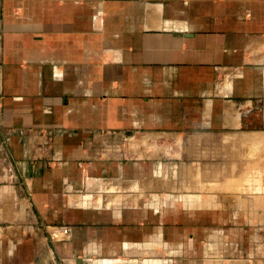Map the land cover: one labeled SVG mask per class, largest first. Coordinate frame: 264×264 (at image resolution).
<instances>
[{"label":"crops","instance_id":"0c3cea01","mask_svg":"<svg viewBox=\"0 0 264 264\" xmlns=\"http://www.w3.org/2000/svg\"><path fill=\"white\" fill-rule=\"evenodd\" d=\"M254 106H264V0H0V131L16 167L9 177L0 161V223L66 264H229L217 257L228 244L253 262L244 212L218 200L120 205L127 194L96 207L73 197L94 134L217 138L264 122ZM40 130L54 132L50 147ZM164 165L115 159L87 171L153 186ZM52 226L68 237L51 239Z\"/></svg>","mask_w":264,"mask_h":264},{"label":"rangeland","instance_id":"374dc122","mask_svg":"<svg viewBox=\"0 0 264 264\" xmlns=\"http://www.w3.org/2000/svg\"><path fill=\"white\" fill-rule=\"evenodd\" d=\"M252 112L256 113L257 117L264 118V106L261 108L254 106ZM229 131L232 133L225 136L219 134L217 138H198L190 141L182 139L181 142H179L180 139L158 140L159 138H153L147 134L117 138L112 146L107 143L105 148L98 147L89 160H81L80 164L83 163L84 167L80 165V168L85 174L86 185L80 194L74 196L71 191L70 196L73 195L77 201H82L89 196L95 201L103 194L119 198L127 194L134 196L137 192L129 193L128 191H132L133 188H128V185L138 182L143 185L140 188L142 190L140 193L143 195L140 205L158 207L161 201L164 203L165 200L173 197L180 201L182 199L184 201V198L191 200L193 197L194 199L198 198V202H204L210 196H214L215 199H212L213 201L218 200L219 206L225 204L244 212L241 214L240 222L246 225L243 227L250 232L247 235V239H249L247 245L251 247L250 255L253 262H246L243 248L239 244H228L224 249L221 248L217 257L229 264H264V188L257 190L259 184L264 187V176L261 177L264 175L262 174L264 172V122L256 121V123H251L249 128L240 126ZM243 135H253L252 155L244 149L243 153H236L235 149L243 148L240 138ZM256 135L260 137L254 139ZM247 154L249 155L247 156ZM143 158H156L165 164L164 168L152 179L153 181L158 179L162 184L165 182L167 184L165 188H162L163 185L150 186L146 180H131V176L127 175L123 178L121 186H115L114 183L103 180V178L95 180V182L93 179L97 178L90 176L87 171L88 166H92L94 162H108L115 161V159L125 162ZM234 163L241 165L242 171L247 173L246 178L256 181H249L246 186L240 188H227V184H223L226 181L222 177L227 173L226 170H229L227 167ZM206 168L209 169L205 170ZM196 177L198 178L197 183L194 181ZM125 179L130 181H125ZM258 182L260 183L258 184ZM215 183L219 185L216 186ZM256 183L257 186L254 185ZM168 184L170 187L172 186L170 189ZM168 190L172 191V194L167 193ZM203 202L201 205H204ZM120 203V205L124 204V202ZM13 223V221L0 223V264H35L37 258H44V260L52 258L59 264H66L64 259L57 261L49 249L42 252L34 247L29 248L31 242L34 244L35 240L19 234L18 228ZM60 227L64 226L49 227L48 234L51 239L63 240L68 237V234L63 231L64 228Z\"/></svg>","mask_w":264,"mask_h":264},{"label":"bare ground","instance_id":"6f19581e","mask_svg":"<svg viewBox=\"0 0 264 264\" xmlns=\"http://www.w3.org/2000/svg\"><path fill=\"white\" fill-rule=\"evenodd\" d=\"M252 136L253 135H243L242 137H240L241 138V142H242V146H243V148H240L241 150H238V149H235L237 152V154H241V153H243L244 152V150H246V151H248L247 153H251V148H253V145H252ZM257 137H260V136H255L254 137V139L255 138H257ZM143 142V141H142ZM228 144V143H227ZM226 144V145H227ZM138 145V144H137ZM228 146V145H227ZM241 146V145H240ZM141 148V147H140ZM233 148V147H232ZM244 149V150H243ZM234 151V150H233ZM258 151V150H257ZM256 151V152H257ZM255 152V151H254ZM254 152H253V154H254ZM249 154H247V156L249 155ZM256 154V153H255ZM257 154H259V152H257ZM251 155H252V153H251ZM227 169H229V170H226V174H225V176L224 177H222V179L224 180V181H226L225 183H223V184H227V188L228 187H233V188H240V187H244V186H246L247 185V183L249 182V181H253L254 179H251V178H246V175H247V173H245L244 171H242V167H241V165H239V164H233V165H229L228 167H227ZM249 173V172H248ZM250 174V173H249ZM262 174H264V172L262 173ZM176 176H177V174H176ZM219 176V175H218ZM218 176H217V178H218ZM264 175H262L261 177H263ZM178 179V178H177ZM257 179V178H256ZM254 181H256V180H254ZM260 182H261V180H259ZM159 181H158V179L157 180H155V183H153V186H157L159 183H158ZM260 182H258V184L260 183ZM141 183L140 182H138V183H133V191H135V190H138V192L139 193H136L137 195H134V196H132L131 194L129 195V196H126V197H124L125 199H124V205H130V204H136V205H140V202H141V200L143 199V195L140 193V191H142V190H140V188L143 186V185H140ZM257 183L256 184H254V185H258ZM217 185H219V184H217ZM250 186V185H249ZM255 186V187H256ZM263 188L264 187H262V186H260V184H259V186L257 187V190L259 189V190H263ZM96 198V197H95ZM213 197L212 196H210L207 200H205L204 202H203V204H205V206H207L208 204H210V202H212L213 201V199H212ZM97 199V198H96ZM197 199L198 198H196V199H194L193 197H192V199L191 200H189V199H186V198H184V200L185 201H187V202H190L191 204H197L196 206H199V205H201L202 204V202H198L197 201ZM85 204L86 205H90V206H92V204L94 205L95 204V206L96 207H108V206H113L114 205V200H113V198L111 197V196H107V195H104V196H99L98 197V199L97 200H95V201H93V199H92V197H90V199H88V201H86L85 202ZM116 205H118L117 203H116ZM65 233V232H64ZM56 237H58V236H56Z\"/></svg>","mask_w":264,"mask_h":264},{"label":"built area","instance_id":"2783aa9c","mask_svg":"<svg viewBox=\"0 0 264 264\" xmlns=\"http://www.w3.org/2000/svg\"><path fill=\"white\" fill-rule=\"evenodd\" d=\"M39 134L44 137V145L50 147L53 143L54 132L52 130H40ZM117 135L113 132H101L100 134H94V139L96 140L97 147L95 150L100 147V149L105 148L106 145L115 142ZM102 141V143H101ZM108 143V144H107ZM99 151V149H98ZM0 161L2 164V170L5 175L9 177H15L16 167L12 158V153L9 149L8 139L4 138L0 131ZM84 167L83 163L80 164Z\"/></svg>","mask_w":264,"mask_h":264}]
</instances>
